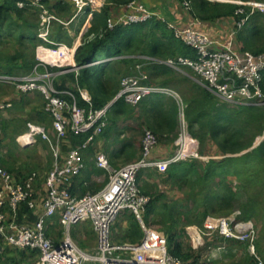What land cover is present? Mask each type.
<instances>
[{
    "label": "built area",
    "instance_id": "1",
    "mask_svg": "<svg viewBox=\"0 0 264 264\" xmlns=\"http://www.w3.org/2000/svg\"><path fill=\"white\" fill-rule=\"evenodd\" d=\"M57 1L72 5L74 17L85 12L87 14L96 12L103 5L100 0ZM238 3L239 8L236 13H243L247 5L251 7L250 11L239 20H233V30L217 36L203 30L200 27L202 21L197 18L182 25L166 22L155 11L146 7L141 0H132L122 6L118 13L110 15L107 26L108 29H113L120 24L143 22L153 17L160 19L175 38L191 47L196 53L194 58L179 56L161 62L173 69H179L181 66L189 67L205 82L203 85L208 90L237 107L258 106L264 104V91L261 87L264 51L253 53L236 49L234 35L249 15L256 10L264 14V2L239 1ZM51 4V0L17 1L19 7L37 8L40 24L36 36L43 42L56 45V50L61 53L62 58L72 61L74 65L70 48L50 38L52 23L63 22L52 10ZM183 4L189 9L187 1ZM100 60L92 61L90 64H97ZM47 66L50 65L36 62L31 71L24 75L0 71V85H13L20 91L39 90L46 99L45 110L53 118L52 129L57 141L65 138L67 128L76 135L89 134L84 143L71 147L64 156H61L60 151H54V160L45 178L46 193L41 199L39 196L35 197L34 186L37 179L35 171L22 181H18L12 173L0 167L2 249L11 247L35 251L39 264H187L169 253L164 232L145 224L142 211L149 197L140 192L136 182L137 174L142 168L154 167L157 171L164 172L170 164L182 160L185 156L198 157L194 151L195 141L186 131L182 103L179 107L182 131L176 141L178 148L172 154L161 159L156 158L154 153L158 148V139L151 129L146 128L143 131L140 156L135 161L113 168L104 152L96 154L95 165L108 173V181L100 190L78 196L70 192L69 186L70 180L84 169L82 149L91 144L102 132L107 124L108 110L114 101L122 99L131 105H136L142 98L153 93L171 94L179 99L178 94L168 87L145 84L147 75L141 70L142 64H138L136 74L122 77L120 88L109 103L98 110H86L77 104L70 92L54 87L55 77L70 69L51 71ZM63 94L70 95L71 101L61 96ZM10 106V102H0V109ZM28 128L27 133L30 136L24 137L20 142H28L27 139L37 133L48 139L43 126L28 123ZM24 135L19 138H23ZM22 202H26L28 208L36 214L34 220H29L25 214L18 219V209ZM125 210L131 211L140 224L142 237L136 243L114 242L112 239V226L119 214ZM54 216L57 217L61 229L59 239L47 233ZM85 221L90 222L96 237V246L92 250L81 249L71 236L72 227ZM205 223L224 239L235 238L247 241L248 250L255 255V264H264L255 254L253 243L255 235L251 222L236 220L234 217H209Z\"/></svg>",
    "mask_w": 264,
    "mask_h": 264
},
{
    "label": "trees",
    "instance_id": "2",
    "mask_svg": "<svg viewBox=\"0 0 264 264\" xmlns=\"http://www.w3.org/2000/svg\"><path fill=\"white\" fill-rule=\"evenodd\" d=\"M17 1L18 0H3L0 3V71L9 74H12L13 71H16V69L20 67L25 68L26 71H31L37 61L33 56V51L36 45L41 42L38 41L35 36V31L38 29L39 25L32 24L24 15V11L28 6L19 7L16 3ZM130 1L132 0H106V3L100 7L99 11L92 14L90 26L83 32L81 44L76 48L73 56L75 66L78 67L76 69H71L72 66L68 64V61L63 59L61 53L56 50V45L43 42V44L52 49L44 50L43 48H39L38 51L41 58L43 57L50 63H55L53 61L51 62L48 56H44V51L50 53L55 52L61 56L59 66L47 67L51 71L70 69L66 72L59 73L55 77L54 87L58 90L70 92L80 107L86 110H98L109 103L118 92L120 88L118 76L122 74V76H125L127 73L130 74L132 68L138 64H142L141 70L147 75L146 80H144L145 84L171 88L176 91L180 97L177 99L173 96H166L164 93H153L142 98L136 105H131L122 99H117L112 103L107 113V124L104 127L106 137L111 134L114 127L116 128L119 125L118 123L121 122L120 124H124L127 120L133 119L136 117L137 111H139L140 117L134 118L137 121V125L139 127H148L154 132L158 139V147L165 145V142L169 145H173V141L177 135V132L173 133V131L177 125V114L180 104L182 103L184 105V119L187 123L188 132L190 136L198 139L200 143H203L206 138L211 141L210 146L214 147L222 155L227 153H238L249 148L253 143L254 137H250V139L244 141V137L242 136H244L247 127L246 124H248L251 119L254 120L264 116V109L254 106L247 107L248 112L251 113L250 111L252 110V113L250 115L247 114L248 116L246 115L247 117L243 118L239 113L222 110V107H220L221 105L215 101L216 95L203 86L202 83H205L203 80L200 82L194 81L192 78L173 70L172 67L161 62L168 58H177L179 56L194 58L196 53L191 47L175 38L165 23L160 19L153 17L143 22L120 24L113 29H108L107 21L112 14L110 13L111 7L124 6ZM180 1H187L189 3V12L192 17L201 21H214L223 18H234L239 20L248 12V10L244 8L243 13H236L239 5L228 1ZM51 8L56 15L61 14L60 16L64 18L69 17L73 11V7H69L68 3H62V1H58L56 4L52 5ZM263 17L264 14L254 12L249 15L245 23L239 29L238 40L247 44L246 47L242 45L243 48L249 47L248 43L251 41L253 42L252 39H264V23L260 21ZM53 26L54 29H52L50 33L52 38L51 36L50 38L54 42H61L62 40L67 41V36L63 32L62 26L57 22L52 23V28ZM6 36L10 37L12 41L2 40V38ZM9 44H11V46H8ZM68 44H71L70 41ZM263 51L264 43L250 52L259 53ZM102 53L103 56L100 55ZM129 55L134 56L131 57ZM100 56L103 57L102 59L110 57L116 58L99 64H90L92 61L99 60ZM140 56L149 57L150 59H142L139 58ZM195 78L200 77L195 75ZM261 87L264 91V71L262 73ZM80 89H86L88 91L90 95L88 101L81 96ZM61 96L71 101L70 95L63 94ZM39 105L40 106L37 107L38 114L47 113L50 115L45 109H41V103ZM237 108L246 107L238 106ZM14 128H16L15 131H17L20 128V124H15ZM23 129L24 127H21L19 131ZM130 129L135 130L136 127L132 126ZM263 129L264 126L262 127V130ZM124 130L126 129L119 130L117 135L124 132ZM169 133H173L171 135L175 136L165 137V135ZM65 134V138L62 141L68 142L70 147H75L84 143L89 133L76 135L67 128ZM117 142H119L117 151L120 153L126 152V148L132 146L130 140H117ZM257 151L256 153H258V155L254 157V160L262 157L261 153H264V140L259 145ZM116 152L114 157L118 156V152ZM202 154L204 153L200 152V155ZM243 157L247 156L243 155ZM233 158V156L226 157V159H224L225 161L214 162V160H210L206 163L200 159L192 158L189 161L172 163L164 172H159L154 167L147 168H154L158 172L159 177L174 182V176L178 174H187L188 170L186 169L194 168L195 173H198L197 169L199 168L195 167V165L202 166L205 172L203 178L210 177L217 168H221L222 162L230 163ZM214 163H216V166H214ZM143 169L145 168L140 169L136 177L138 188V180L141 178ZM6 170L10 173H14V171H12L13 169L10 167ZM89 173L90 172H88V174ZM25 174V172H20L13 175L18 181H21L19 177L21 178V176H25ZM198 175H200V172ZM78 176H80V174L73 179H77ZM83 191H85V189H83ZM144 194L149 196L146 210L151 211L155 206L157 198H155V195L152 197L146 192H144ZM218 198L220 197L218 196ZM223 199L225 200V198ZM24 214L27 215L28 219L31 221L34 220L36 216V214L28 208L26 202H22L19 205L18 219H21ZM143 219L146 221L145 218ZM55 220L57 221V217H52L51 221ZM124 220L129 224L128 238L133 237V240L139 241L142 234L137 224L138 221L136 216L131 212L129 215H126V219ZM166 237L169 245V253L175 257H179L187 264H204L200 259L202 256L206 255L208 246L216 242L227 240L220 235V237H217L213 242H206L204 248L192 250L187 246L189 251L185 252L184 247H182L179 242V237L173 232L172 234L168 233ZM241 246L243 247V254L236 260L231 261L230 264H255V255L248 253L246 244ZM256 251L262 252L261 256H259ZM255 254L260 258L264 255L260 242L257 244ZM2 258L3 254L2 250H0V259Z\"/></svg>",
    "mask_w": 264,
    "mask_h": 264
},
{
    "label": "rangeland",
    "instance_id": "3",
    "mask_svg": "<svg viewBox=\"0 0 264 264\" xmlns=\"http://www.w3.org/2000/svg\"><path fill=\"white\" fill-rule=\"evenodd\" d=\"M2 1L3 0H0V3ZM100 1L103 5L106 3V0ZM147 1L148 0H141V2L146 6L148 5ZM214 1H228L236 3L237 5H239V1L264 2V0ZM57 2V0H51V5H54ZM48 3L50 4L49 1ZM70 6L71 8L73 7L69 4V7ZM120 9H122V6ZM245 9L250 11L251 7L247 5L245 6ZM255 12H257V10ZM115 13L113 12L112 14ZM24 15L32 24H40L39 12L34 6L26 7ZM58 15L57 16L63 20L62 16H60L61 14ZM233 20L234 19L232 18H223L220 20V24H223L222 26L226 33H229L234 29ZM260 21L264 23V17L261 18ZM202 23L204 22L202 21ZM238 31L239 30H237L234 35V47L236 49H247L248 51H253L254 48L257 49L258 46L263 45V38L252 39L253 42L251 41L248 43L249 47L243 48L242 45L246 47L247 44L238 40ZM2 40L9 42L12 41V39L7 36L3 37ZM8 46H11V44ZM139 58L143 59V56H140ZM102 62L104 61L100 60L99 63ZM59 65L60 63L58 62L55 66L57 67ZM173 70L181 73L182 71H187L194 75V77L196 75V73L194 74V72L187 67H180L179 69ZM130 71L131 73H127V75L136 74V66ZM29 72V70L26 71L25 68L20 67L16 69V71H13L12 74L24 75ZM122 75L118 76L120 82L122 77H124ZM197 79L199 81L202 80L201 78ZM3 94L9 95L12 98L13 105L5 114L0 112V167L4 169H8L10 167L13 169L12 171H14V173L12 172L13 174L25 172V176H21V178L19 177V180L21 181L31 172L35 171L39 175V180L35 183L36 187L34 186L35 197L38 198L39 196L41 199L46 193L45 178L51 169V165L54 160V151H60L61 156H64L71 148L70 144L61 140L57 141V136L52 129L53 118L49 114L37 113L38 111L35 109V106H38V104L41 103V107L44 110L46 103L45 97L39 90L34 89L31 91H20L13 85H0V97ZM215 101L221 105L220 107H222V110L239 113L242 118L247 117L252 113V110L250 111L251 113L248 112L247 107L237 108L235 105L226 102L217 96ZM254 107L264 109V104ZM130 122L132 123L130 127H136L135 130H130V137H106V131L104 128V130L95 137L94 141L89 144L87 148L82 150L85 168L80 173V176L77 177L76 181L83 182L80 186L82 187V190L85 189V191H81L83 193H80V195L96 192L97 190H100V188L108 181V173L104 170L96 168L95 166V157L98 152H104L106 154L110 165L113 168H119L139 158L143 131L148 127H139L136 121ZM17 123L20 124V128L24 127L21 132H18L20 128L15 131L16 128L14 127ZM28 123H41L38 125L42 126L46 123L49 127H45L44 130L49 140L37 133L35 137L32 135L31 138L27 139L28 142H20L19 137L29 131ZM246 125L247 127L244 136L242 137H244V141H247L250 137H254L253 143L249 148L238 153H227L222 155L214 147L210 146L211 141L205 138L204 142L200 143L198 139L191 136V138L195 141L194 151L198 154V157L184 155L185 158L182 160L180 159V161H189L192 158H197L206 163L210 160L219 162L226 159V157H234L230 163L222 162L221 168H217L210 177L203 178L205 172L202 169V166L199 165H195V167L199 168L197 169L198 173H195L194 168L186 169L188 170L187 174H178L177 176H174V182L169 179L164 180L159 177L158 172L154 168L143 169L141 172V178L138 180L141 193L145 195L144 192H146L152 197L155 195V198H157L155 206L151 211L146 210L147 205L142 211V216L146 220L144 221L145 224L155 230L164 232L165 235L168 233L172 234L173 232L179 237V242L182 247H184V251L188 252L189 249L187 246L194 250L190 240L191 237H196L197 233H199L202 239L205 237L206 240V237H211V233L216 232V230H212L207 227L205 223L207 218L234 217L236 220L249 221L252 223L255 235L253 240L255 250L258 242H260L264 252V153H261L262 157L260 159L254 160V157L258 155V153H256L258 152L257 149L264 140V129L262 130V127L264 126V116L254 120L251 119ZM179 130V133H181L182 128ZM186 131L189 134L187 123ZM97 138H100V145L96 142ZM178 138L179 137L177 136L174 139L171 151L178 148L176 144ZM125 139L130 140L132 146L126 148V152L120 153L117 151V147L119 146V142H117V140ZM110 140H115L116 143H112V145L109 143ZM167 144L168 143L165 142V145ZM115 148L116 150L113 152L112 149ZM115 152L118 154L116 157H114ZM200 152H203L204 154L200 155ZM243 155H246L247 157H243ZM159 158L161 159L163 157ZM42 166L46 168H43ZM214 166H216V163H214ZM88 172L90 173L88 174ZM199 172L201 176L198 175ZM218 196L220 198H218ZM223 198H225V200ZM123 212H126V215L131 213L129 210H125ZM120 215L121 214H119V219ZM117 219L115 220L114 225L118 222L116 228H120V221ZM85 224L86 226L82 223L74 225L71 230V236L74 242L81 249L92 250L96 246V237L91 228L88 226L89 224ZM137 224L142 234L139 222H137ZM79 230H83L84 235L82 232V235L79 234ZM48 234L55 239L60 238L61 229L56 220L52 221L50 227L48 228ZM208 241L213 242L211 238L206 240V242ZM216 244L218 243L216 242L215 244L208 246L210 249V257L207 260H204V264H227L226 261H230V259L228 260L224 256L227 255L225 252L222 253L221 250L213 248ZM216 250L221 251V253L216 252ZM248 251V253H251L250 250ZM261 253L259 251L257 252L259 256H261ZM2 254L3 258L0 259V264H39L38 255L35 251L4 247V249H2ZM261 258L264 261V255Z\"/></svg>",
    "mask_w": 264,
    "mask_h": 264
},
{
    "label": "crops",
    "instance_id": "4",
    "mask_svg": "<svg viewBox=\"0 0 264 264\" xmlns=\"http://www.w3.org/2000/svg\"><path fill=\"white\" fill-rule=\"evenodd\" d=\"M147 2H148V5L146 7L150 8L153 11H155L158 14V16L163 18L166 22H172V23H175V24L182 25V24H186L187 22H190V21H192L194 19L192 17V15L190 14L189 9L185 8L183 2L180 1V0H148ZM120 8H121V6H112L111 9H110V13H113V12L114 13L115 12L118 13L119 10H121ZM97 11H99V10H97ZM93 13L87 14L85 12V13L79 14V15L74 17L73 11H72L71 15L69 17H67V18L62 17L63 18V22H57V23H59L62 26L63 32L67 36V41H65V40L63 41L62 40L61 43L65 44L66 46H68L70 48L71 52L73 53V56H74L76 48L81 44V37H82L83 32H85L87 30V28L90 26V19H91ZM232 19H234V18H232ZM220 20L203 21L204 23H202L200 27L203 30L207 31L211 35H214V36H217L219 34L222 35L223 32H225V30L223 29V26H222L223 24L222 25L220 24ZM52 29H54V26H53V28H51V30ZM35 36H36V33H35ZM36 38L38 39V41H41V42L36 45V47H35V49L33 51V56H34L35 60H37L38 62H43V63L45 62V63H47L50 66H55L56 63H58L60 61L61 56L57 55V54L53 55L52 53H50L48 51H44L45 52L44 56H48V57L50 56V61L51 62L53 61L55 63H50L47 60H45L43 57L41 58L39 53H38L39 52L38 51L39 48H43L44 50H47V49H50L51 47H47L45 44H43V41L40 38H38L37 36H36ZM51 38H52V36H51ZM69 41H70L71 44H68ZM100 55L103 56V53L100 54ZM102 56H100V59L103 58ZM129 56L132 57L134 55H129ZM144 57L145 56H143V58ZM114 58H116V57H110L108 59L109 60H113ZM73 61H74V59H73ZM68 63H71V66H72V61L69 60ZM74 64H75V62H74ZM71 69H72V67H71ZM182 73L184 75L192 78L194 81L200 82V81H198L197 78H195L192 74L188 73L187 71H182ZM80 93H81V96L85 100H86V98L90 99V95H89V93H88V91L86 89H80ZM165 95L166 96H173L171 94H165ZM174 98H176V97H174ZM1 101L10 102L11 103L10 107H7L5 109H0V112L2 114H5L7 112V110H9L12 107L13 101H12V98L9 95H4V94L0 97V102ZM38 106H40V105L38 104ZM38 106H35L36 110H38V108H37ZM135 116L136 117H138V116L140 117V112L137 111V114ZM136 117H134V118H136ZM129 120L130 121H136V119H134V120L129 119ZM129 120H127L124 124L123 123L120 124L121 122L118 123L119 125L116 128L114 127V130L111 132V134H109L108 137H130V135H129L130 134V130H131L130 129L131 128L130 125L132 123ZM136 123H137V121H136ZM38 124H41V123H37L35 125H38ZM44 124H43L44 128L45 127H47V128L49 127L48 125H46V123H44ZM180 125H181V123H180V114H179V111H178V114H177V125H176V128L173 131V133L177 132V135L175 136V135H171L173 133H169L168 135L164 134L165 137H167V136L168 137H172V136L173 137L174 136L177 137L179 135V131H180L179 129L181 128ZM39 126H42V125H39ZM124 128L126 130H124V132H122L119 135H117V132L119 130H121V129H124ZM19 132H21V131H19ZM36 135L37 134H34V137ZM26 136L29 137L30 134L26 133L23 136V138L26 137ZM23 138L21 137L20 141H22ZM36 139H37V137H36ZM112 141H114V142H112ZM96 142L99 143V145H100L101 144L100 143V138H97ZM109 143L110 144L116 143V141L115 140H110ZM117 148H119V146ZM159 148H161V149H159ZM159 148H157L156 152L154 153L156 158L167 157L173 152V151H171L172 150V145L171 144L170 145L169 144L163 145L162 147H159ZM112 150L114 152L116 150V148L112 149ZM83 160H84V157H83ZM42 167L46 168L44 166H42ZM96 168H98V167L96 166ZM98 169H100V168H98ZM100 170H102V169H100ZM37 176L38 177H37L35 183H37L38 180H39V175L37 174ZM82 183L83 182H81V181H76V179H71L70 180V185L69 186H70V190H71L72 194L80 195V193H83V192H81L83 190H82V187L80 186V184H82ZM35 187H36V185H35ZM126 212H123V213L121 212L120 213L121 214L120 215V219H119V216L117 217L118 218L117 220L120 221V224H119L120 228H116V226L118 225V222L116 223V225L113 224V226H112L113 227L112 239H113L114 242L129 241V242L136 243L138 240H133V237H131V238L129 237L128 238V236H127L128 235V231H129V224L124 220V219H126ZM85 223H88L89 224L88 226L93 231L90 222L89 221L82 222V224L86 226ZM81 228H84V227H81ZM79 232H80L79 234L82 235V233L84 231L83 230L82 231L79 230ZM93 233H94V231H93ZM83 235H84V233H83ZM217 237H220V235L216 231V232L211 233V237H206V238H207V240H208V238H211V240L213 241ZM190 240H191V244H192L194 250L202 248V247L204 248V244L206 243L205 237H204V239H202V237L200 236L199 233H197L196 237H191ZM246 242L247 241H241V240H238V239H235V238H228L227 240H224L222 242H218V244H216L213 248L221 250L222 253L225 252L227 254V255H224L226 257V259H228V260L230 259V261H226V262H227V264H230L231 261L236 260L238 257H241V255L243 254L242 253L243 247L241 245L246 244V249L248 251V246H247L248 244ZM208 249H209V247H208ZM218 250H216V252L221 253V251H218ZM209 257H210V249L206 252L205 256L201 257L200 261L205 263L204 260H207Z\"/></svg>",
    "mask_w": 264,
    "mask_h": 264
},
{
    "label": "water",
    "instance_id": "5",
    "mask_svg": "<svg viewBox=\"0 0 264 264\" xmlns=\"http://www.w3.org/2000/svg\"><path fill=\"white\" fill-rule=\"evenodd\" d=\"M76 68H78L77 66H75V64L74 65H72V69H76ZM0 237H1V234H0ZM0 250H2V246L0 245Z\"/></svg>",
    "mask_w": 264,
    "mask_h": 264
},
{
    "label": "bare ground",
    "instance_id": "6",
    "mask_svg": "<svg viewBox=\"0 0 264 264\" xmlns=\"http://www.w3.org/2000/svg\"><path fill=\"white\" fill-rule=\"evenodd\" d=\"M52 54H53V55H56L57 53H55V52H52ZM57 55H58V54H57ZM49 58H50V56H49ZM26 137H27V136H26ZM23 139H24V138H23ZM23 139H22V140H23Z\"/></svg>",
    "mask_w": 264,
    "mask_h": 264
}]
</instances>
